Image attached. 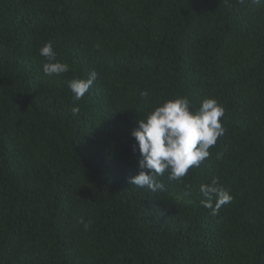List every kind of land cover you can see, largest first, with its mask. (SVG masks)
<instances>
[{"label": "trees", "instance_id": "1", "mask_svg": "<svg viewBox=\"0 0 264 264\" xmlns=\"http://www.w3.org/2000/svg\"><path fill=\"white\" fill-rule=\"evenodd\" d=\"M48 42L68 72L43 73ZM183 96L225 134L182 180L131 185L138 121ZM0 264H264V0H0Z\"/></svg>", "mask_w": 264, "mask_h": 264}, {"label": "clouds", "instance_id": "2", "mask_svg": "<svg viewBox=\"0 0 264 264\" xmlns=\"http://www.w3.org/2000/svg\"><path fill=\"white\" fill-rule=\"evenodd\" d=\"M39 55L47 60L42 65L46 76H60L69 71L67 63L57 60L51 42L40 48ZM97 78L98 73L92 70L87 79H72L68 82L74 105L85 97ZM79 111L78 106L71 109L73 115ZM223 116L224 108L213 98L204 99L195 110L186 96L167 100L157 106L145 119L138 121V127L132 132L141 156V171L130 177L129 183L156 191L164 187L162 183H157V177L165 173L170 181L182 180L190 169L200 167L210 157L209 150L225 134L221 120ZM199 193L203 197L202 206L211 209L212 215H217L220 208L233 199L218 178L201 184ZM79 222L84 224L83 218ZM84 226L87 228L88 225Z\"/></svg>", "mask_w": 264, "mask_h": 264}]
</instances>
